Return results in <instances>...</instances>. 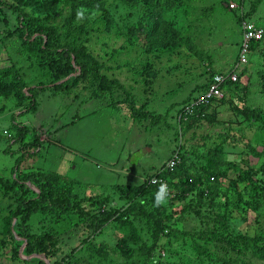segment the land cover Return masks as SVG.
I'll return each instance as SVG.
<instances>
[{"label": "rangeland", "instance_id": "obj_1", "mask_svg": "<svg viewBox=\"0 0 264 264\" xmlns=\"http://www.w3.org/2000/svg\"><path fill=\"white\" fill-rule=\"evenodd\" d=\"M4 1L8 6H12L15 2L18 9L28 16H33L29 11L32 8L36 12L35 16L39 15L42 9L38 8V5L41 2L45 4L48 2V0ZM56 1L61 4V9L59 15L55 17V23L67 31L60 46H64L63 40H66V37L78 40L79 47H84V51L74 54L80 59V64L77 66H89L90 60L85 58V54L96 62L111 67L109 70L102 69L100 74L108 79H116L126 86L133 94L134 108L149 111L152 116L132 119L129 110L131 97L128 98L116 87L110 93L104 92L92 96L98 82L93 81L91 77L88 81L82 80L71 91L54 93L50 90L52 87L40 89L42 83L48 82V76L45 74L48 69L30 67L33 61L30 64L23 55L17 53L14 39L20 40L18 22L15 14L13 15L5 6H0V69L10 65L14 69H19L18 75L22 82L18 88H24L26 98L31 99L29 95L34 97L33 102L30 103L33 110H26V107L18 106L15 101L13 102V90L3 88V93L0 94V139L7 137L8 133L5 131L14 134L11 129L12 124L20 123L27 127L28 135L25 139L27 143H31L35 135L36 137L38 135L43 142L38 146L41 152L38 151L37 155L31 156L25 153L26 150L31 153L37 149H20L19 143L11 142V148L6 152V145L0 142V177L12 179L15 161L23 155L24 160L17 168L21 176H28L29 173L37 170L57 172L62 178L61 186L72 190L70 194L65 192L62 197L65 200L67 195H71L70 200L47 205L51 216L46 221L45 227L35 226L30 231L37 235L49 233L48 235L54 238L58 257L62 253L60 257L64 259L89 232L85 223L76 213L70 214L68 208L89 212L90 204L84 201L97 195H104L109 200L114 199L117 202L118 199L111 193L112 185H141L147 175H152L153 170L160 168L172 154L178 152L181 140L186 143V140L194 135L195 139L186 143L189 151L193 148L196 153H207L206 157L216 152L219 154L216 155L217 164L225 159L242 169L234 174L231 169L224 172L223 167L220 166L212 167V170L207 172L204 169L206 160L199 158H194L190 164L191 171L186 174V176L189 174L194 176V178L190 176V182L204 183V186L210 183L212 187L216 183L219 184L218 192L212 196L214 204H217L213 213H218L220 216L216 221V232L223 235L219 238L221 240L208 241V250L215 259H227L233 264H264L261 253L253 248L250 240H247L253 239L257 246L260 243L264 244V198H255L244 190V184L248 183L258 188L264 186V54L257 55L260 60L251 59L250 54L246 64L250 60L252 62L247 64V74L241 80L246 92L240 101H244L247 107L255 106L260 110L257 111L253 124L243 118V107L237 106L239 100L226 90L222 99L225 101L224 105L214 103L207 115L199 120L201 122L195 125L194 129L186 132L181 140L175 134L180 128L177 111L181 104L193 90L200 88L209 80L210 70L207 67L209 66L207 59L211 58L212 68L217 70H231L236 64L242 40L241 28L236 24L235 14L232 11H221L219 2L225 0H193L192 2L183 0L189 4V7L184 23H177L176 26L181 27L182 33L177 36L184 42L179 44V49L175 52L160 54L154 60L153 65L156 73H159V78L151 74L145 75L146 84L138 82L139 72L145 64L146 56L138 48L129 45L126 28L136 24L137 21L132 17L127 18L128 13L144 8L147 3L150 6V0H130L125 6L119 0H103L97 12L80 11L75 15L74 20H71L70 0ZM164 1L162 0L163 3ZM237 1L244 3L243 7L246 11L253 2V0ZM31 20L36 21L32 18ZM250 21L256 26L264 27V1L257 5ZM11 30L13 36L4 35L5 31ZM8 41L12 43L8 45ZM187 43L193 46V51L188 50ZM112 49L118 50V54L113 59L109 56ZM59 52L57 51L56 56ZM56 56L55 60L58 59ZM56 66L59 71L60 64L57 63ZM61 67L65 68L64 65ZM242 68L243 66H240L239 70ZM77 70L79 73V68ZM72 76L73 73L67 71L66 77L61 78L59 83ZM151 85L153 86L150 87ZM197 94L199 93L193 92L194 96ZM153 117L158 118L157 125L152 124ZM167 125L174 129H169ZM226 135L240 136L242 142H230ZM41 136L49 138V141H43L45 138ZM245 145L257 150L261 157L253 156L251 149ZM186 163L189 165L190 161ZM247 169L250 171L249 175L246 173ZM243 173L246 174L242 178ZM246 176L249 177L250 182L238 181ZM66 182L69 185L63 186ZM32 189L36 190L33 186ZM254 200L262 206L254 204ZM164 202L162 201L161 205ZM227 203H231L232 206H228ZM16 206L17 202L13 194L0 186V228H4V221ZM181 206L178 204L169 209L178 211ZM196 218L195 215L190 218L191 221L175 224L174 228L182 233L192 228H195L193 229L195 231L200 227L198 230L203 232L205 224L201 225ZM221 219H224V224ZM112 226L113 224L104 228L101 238H96V242H105L110 250L114 249L116 241L112 238L114 232ZM243 236L246 240L241 238ZM260 238L262 240H259ZM165 240L164 237L161 238L155 246V252L166 249ZM176 241L174 243L176 247L186 253V257L180 258L182 259L180 263L194 264L195 259H190L191 255L188 253L185 239L179 238ZM23 248L24 244L21 245L19 257L14 258L11 240L2 231L0 264H24V260L28 261L32 258L48 261L39 255L25 254ZM71 257L75 259V256Z\"/></svg>", "mask_w": 264, "mask_h": 264}, {"label": "trees", "instance_id": "obj_2", "mask_svg": "<svg viewBox=\"0 0 264 264\" xmlns=\"http://www.w3.org/2000/svg\"><path fill=\"white\" fill-rule=\"evenodd\" d=\"M102 1L97 0L96 2L94 0V4L92 0H70L72 5L71 20H74L75 15L80 11L97 12ZM119 1L122 2L123 6L130 3V0ZM150 1V6L147 3L144 8L128 13L127 18L132 17L137 19V21L136 24L126 28L128 41H130L129 45L138 48L146 56L145 64L139 72L140 79H138V82H143V84L145 83V75L151 74L159 78V73H156L153 65L154 60L160 54L175 52L179 49V44L184 42L183 39H178L177 35H181L182 29L176 25L177 23H184V17L189 7V4L183 0H165L164 3L162 0ZM188 1L192 2L193 0ZM234 1L238 8L231 10L228 5ZM234 1H220L219 7H221V11H232L235 14L236 24L241 28L242 22L250 21L257 5L264 0H253L248 11L243 7L244 3L237 0ZM12 4V6H8L4 0H0V6H5L13 15L15 14L16 21L18 22L17 29L20 31V40L14 39L15 50H17L18 54L23 55L27 61H30V64L33 61L29 65L30 67L38 66L41 69L42 67L48 69L45 73L48 76V82L46 84L42 83V86L39 87L40 89H49L52 87L50 90L54 93L71 91L82 80L88 81L91 77L93 81L98 82L96 91L92 96L103 94L104 92L110 93L116 87V89L126 94L128 98L131 97L129 110L132 119H145L152 116V113L149 111L134 108L133 104L135 101L133 94L126 86L116 79H108L105 75L100 74L102 69L109 70L111 67L100 64L85 54V58L90 60L89 66H77L80 64V59L78 56H74V54L78 53V51L82 53L84 51V47H79L80 43L78 40L75 41L74 39L66 37V40H63L64 46H60V42L67 31L55 23V17L57 14L59 15L61 9L59 1L48 0L47 4L41 2L38 8L42 10L36 16L33 8L29 10L33 16H28L27 13L18 9V5L15 2ZM206 11L208 12V9ZM31 18L36 19V21L33 22ZM11 31H5L6 34L4 35L13 36V30ZM9 43L12 42L8 41V45ZM187 45L189 47L188 50L193 51V46L188 43ZM57 51L60 52L56 56ZM117 52L118 50L116 49L111 50V53H109L111 59L118 54ZM250 54L252 55H250V58L253 60L256 58L261 59L257 55L264 54V36L261 40L251 42ZM55 56L58 59L55 60ZM208 60L209 62L207 64L210 67V61L212 60L211 58H208ZM251 62L250 60L248 63L250 64ZM57 63L60 64L59 71H57ZM247 64L243 66V69L236 70L238 79L236 82H231L229 79L226 81V88L231 92L232 96L239 100V105L237 106L243 107V118L246 121H251L253 124V121L257 117V111L260 112V110L255 106L247 107L244 101H240L246 92L241 80L247 74ZM62 65L65 68L61 67ZM9 67L0 70V94L2 95L3 88L13 90V102L15 101V104L18 106L26 107V110H33L30 106V103L33 102V95L28 94L31 97V99H28L23 92L24 88H18L22 82L18 75L19 69H14L12 65ZM77 68H79L80 74ZM67 71L71 72V74L73 73V76L59 83L61 78L66 77ZM215 73L216 71L210 68L209 78ZM206 87L207 85H202L195 90L201 93ZM194 97L192 92L183 101V104L188 103V100H192ZM214 103L224 105L225 101H222V99L215 100L211 105ZM211 105L199 108L200 111L195 110L193 115L187 117L188 120L180 122L179 130L175 131V134L180 137V140L186 132L194 129V126L201 122L199 120L207 115ZM151 121L153 125H157L159 122L158 118L155 117L151 118ZM167 127L172 130L174 129L170 125H167ZM26 128L25 125L20 123H13L11 129L14 131V134L11 131H5L8 135L7 137H2L0 142L6 145V152H9L11 145L15 142L20 144V149L27 148L36 150L38 146L43 144L36 135L30 141L31 143H27L25 141L28 135ZM226 136L230 142H242L240 136ZM194 139L193 135L192 138L186 140V143ZM186 143L181 140L178 152L176 153L177 157H173L172 154L160 168L152 171V175H147L141 185H112L111 193L116 196L118 199L117 202L114 199L109 200L104 195H97L84 201L90 204L89 208L91 211L89 212H84L80 209L76 210V208H68L67 210L70 211V214L76 213L78 218L85 223L89 232L86 237L79 241L76 248H72V252L67 257H64V259L60 257L62 253L58 257V249L55 247L54 238L48 235L49 233L44 232L42 235H37L31 232L30 229L35 226L45 227L46 221L51 216L50 209H48L47 205H50L52 202L62 203L70 200L71 195H67L65 200L62 197L65 192L70 194L72 190L61 186L62 178L56 172L37 170L29 173L28 176H21L17 168L24 160V156H20L15 161V167L12 171L13 178L3 179L0 177V186L11 192L17 202L16 208L12 210L7 220L4 221V228H0V234H2V231L3 233L5 232L11 240L13 257H19V250L21 245L24 244L23 250L25 254L29 256L40 255L49 261L46 263L41 259L32 258L28 261L24 260V264H183L180 263L182 260L180 258L186 257V253H183L174 244L177 242L176 239L180 238L185 239L188 253L191 255L190 259H195L194 264H233L228 262L227 259H215L214 255L207 248L208 241L211 239L221 240L219 238L223 235V233L216 232V221L220 219V216L218 213H213L217 204H214L212 196L218 192L219 184L216 183L213 187L210 183H206L205 186L204 183H200L201 185L199 183L194 184L190 182L191 175L186 176V174L191 171L192 166L190 164L194 158L206 160L204 169L207 172H210L212 167L220 166L223 167L224 172L227 169H231L234 174H237L242 169L232 161L225 159H222V163L217 164L216 155H219L218 153L212 152L213 154L210 153V157H206L208 156L207 153H196L193 151V148L189 151ZM245 146L251 149L253 156L256 158L261 157V154L257 150L249 145ZM25 153H28V156L33 154L37 155V151L29 153L26 150ZM173 158L174 160H178V162L170 169L167 167V164ZM188 161H190L189 165L186 163ZM246 173L249 175L250 171L247 169ZM246 173H243L242 178ZM153 178H157L158 180L154 184L151 183V179ZM191 178H194V176H191ZM242 178L238 181H243V183L250 182L248 176L244 179ZM68 185L66 182L63 186ZM32 186L36 188L37 192L33 191ZM244 190L247 194L255 198H264V186L258 188L248 183L244 184ZM162 201H165L163 205H161ZM178 204L182 205L180 210L169 209ZM254 204L262 206V204L257 203L255 200ZM228 206H232V204L229 203ZM195 215L197 216L196 220L201 225L203 223L205 224L203 232L198 230L200 227L195 231L193 230L195 228H192L188 231H182V233L178 231L179 229L174 228L175 224L191 221L190 218L195 217ZM221 221L224 224V219H221ZM112 224V228H114L112 238L116 239V241L114 242V249L110 250L105 242H96V238H101L100 235L104 232V228L106 229V227ZM76 231L74 230V232ZM163 237L166 239V249L155 252V246ZM241 238L246 240L244 236ZM247 240L253 243V248L261 253L264 259V244L260 243L257 246L256 241L253 239ZM259 240H262V238ZM114 253L118 255H113ZM71 256H75V259L73 260ZM57 257L58 259H56Z\"/></svg>", "mask_w": 264, "mask_h": 264}, {"label": "built area", "instance_id": "obj_3", "mask_svg": "<svg viewBox=\"0 0 264 264\" xmlns=\"http://www.w3.org/2000/svg\"><path fill=\"white\" fill-rule=\"evenodd\" d=\"M229 9H237V5L234 2L229 3ZM242 12V11H241ZM242 29V40L239 46V61L240 63H244L247 60V55L249 53L250 44L253 41L260 40L264 35V30L262 28L256 27L253 23L249 21H244L241 24ZM226 77L224 75H216L213 78V83L210 85L208 91L200 96L195 103L190 106L185 107L182 115L180 117L186 121L187 117L194 114L195 108L197 106H205L210 103L213 98H221L222 91L221 86L225 83ZM231 81L236 80V76H230ZM183 116V117H182ZM177 157V156H176ZM178 162V160H174V158L168 164V168L172 169L173 166ZM156 182V181H153Z\"/></svg>", "mask_w": 264, "mask_h": 264}, {"label": "clouds", "instance_id": "obj_4", "mask_svg": "<svg viewBox=\"0 0 264 264\" xmlns=\"http://www.w3.org/2000/svg\"><path fill=\"white\" fill-rule=\"evenodd\" d=\"M249 22H251V23H253L252 21H249ZM254 25H255V23H253ZM256 26V25H255ZM256 27H258V26H256ZM259 28H262L263 30H264V28L263 27H259ZM242 31V30H241ZM241 35H242V33H241ZM264 36V35H263ZM263 38V37H262ZM261 38V39H262ZM260 39V40H261ZM240 46V45H239ZM238 55H239V53H238ZM237 55V57H236V64L235 65H233V67H232V69L229 71V72H227V73H218V72H216L211 78H209V80H208V84L207 83H205L204 85H207V87H206V89L204 90V91H202L201 93H199V95H196L192 100H188L189 102L188 103H185V104H181V107L178 109V111H177V118H178V123H180L181 121H183V119L180 117V115H182V113H183V111H184V109H185V107H187V106H190L191 104H193V103H195V101L200 97V96H202L204 93H206L207 91H208V89H209V87H210V85L213 83V78L216 76V75H219V74H221V75H224L225 77H226V80H225V83L221 86V91H222V97L221 98H213L211 101H210V103L209 104H207V105H205V106H208V105H211L215 100H221V99H223L224 97V93H226V90H227V88H226V81L229 79V81H231L230 80V76L231 75H234V76H236V80L235 81H231V82H236L238 79H237V75H236V70H239V67L240 66H244L245 64H246V62H244V63H240V61H239V56ZM249 56H250V48H249V53H248V55H247V60H248V58H249ZM246 60V61H247ZM5 68H8V67H5ZM5 68H2V69H5ZM2 69H0V70H2ZM243 69V68H242ZM193 92H196V90L194 91L193 90ZM205 106H197L196 108H195V110H198V111H200L199 110V108H201V107H205ZM212 106V105H211ZM183 117V116H182ZM188 120V119H187ZM37 137H38V135H37ZM40 138V137H39ZM41 138H45L43 141H46V140H48L49 138H47V137H43V136H41ZM40 142H42L41 140H40ZM37 152L38 151H40L41 152V150H39L38 148H37V150H36ZM176 156V154H173V157H175ZM170 163V162H169ZM168 163V164H169ZM168 164H167V167H168ZM163 165V164H162ZM57 173V172H56ZM153 174V173H152ZM211 180H213L212 178H211ZM153 181H158L157 180V178H153V179H151V183L152 184H154V183H156V182H153ZM143 182H144V179H143ZM33 191H35V192H37L36 190H33ZM21 249V248H20ZM20 251V250H19ZM19 255H20V253H19ZM33 256V255H32ZM34 256H38V255H34ZM40 256V255H39ZM41 257V256H40ZM43 258V257H42ZM46 259V258H45ZM46 263L47 262H49V261H45Z\"/></svg>", "mask_w": 264, "mask_h": 264}, {"label": "crops", "instance_id": "obj_5", "mask_svg": "<svg viewBox=\"0 0 264 264\" xmlns=\"http://www.w3.org/2000/svg\"><path fill=\"white\" fill-rule=\"evenodd\" d=\"M220 11V10H219ZM208 63V62H207ZM206 64V63H205ZM206 66H207V64H206ZM208 67V69L210 70V68H212L213 67V62L212 61H210V67L209 66H207ZM213 69V68H212ZM215 69V68H214ZM213 69V70H214ZM215 70H217V69H215ZM214 70V71H215ZM230 70V69H229ZM229 70H217L216 72H218V73H227V72H229Z\"/></svg>", "mask_w": 264, "mask_h": 264}]
</instances>
